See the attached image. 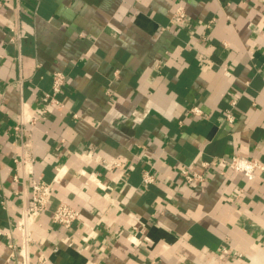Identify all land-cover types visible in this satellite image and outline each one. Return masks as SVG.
Listing matches in <instances>:
<instances>
[{
  "label": "crops",
  "instance_id": "1",
  "mask_svg": "<svg viewBox=\"0 0 264 264\" xmlns=\"http://www.w3.org/2000/svg\"><path fill=\"white\" fill-rule=\"evenodd\" d=\"M263 32L264 0H0V264H264V172L204 165L264 162ZM56 70L62 105L41 114ZM38 178L54 190L24 246ZM60 202L80 212L70 229Z\"/></svg>",
  "mask_w": 264,
  "mask_h": 264
},
{
  "label": "built area",
  "instance_id": "2",
  "mask_svg": "<svg viewBox=\"0 0 264 264\" xmlns=\"http://www.w3.org/2000/svg\"><path fill=\"white\" fill-rule=\"evenodd\" d=\"M172 19L175 23H187V13L185 6L179 3L175 8ZM21 31H13L12 41L19 42L22 38ZM262 39L264 41V32L262 34ZM67 81L66 74L64 71L56 70L52 75V89L50 92L44 95L43 100L46 102L45 108L42 110L41 114H46L49 107L61 106L62 101L60 100V95L63 91V87ZM237 103V99L233 98L231 100L232 108L226 109L225 119L232 123L235 120V115L233 113V106ZM190 112L201 116L204 114L203 110L199 106H193ZM25 118L20 119L18 125L15 129L18 131H27L28 136H31L32 126L39 120L40 115L29 114L25 115ZM138 116H134L137 118ZM139 118V117H138ZM28 123V124H27ZM28 125L25 126V125ZM100 165L109 171H114L116 168L122 169L123 164L118 159L109 162L106 160L100 161ZM206 167H217L221 171L232 170L238 173L244 174L249 179H254L260 172H264V162L255 158L246 157L244 155H234L230 158L220 157L218 159H212L204 163ZM83 174H87L88 179L94 180L92 173L88 174L85 170L80 171ZM182 174L186 182L200 181L204 179V174L195 171L191 167H185L182 169ZM154 180V177L148 172L144 174L143 183L148 185ZM54 181H46L45 179L38 178L34 179L31 183L30 195L22 208L21 217L18 221V229L20 230L22 243L24 246L28 245L32 240V227L39 218V216L48 210L49 201L53 194ZM51 219L53 222L60 224L65 229H70L74 222L80 219V212L74 206L66 203L60 202L53 210L51 214ZM91 236V235H90ZM89 236H84V240L87 241ZM24 264V262H23Z\"/></svg>",
  "mask_w": 264,
  "mask_h": 264
}]
</instances>
